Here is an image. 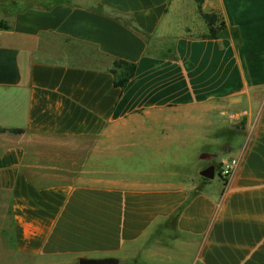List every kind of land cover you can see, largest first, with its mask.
<instances>
[{
    "label": "crops",
    "instance_id": "1",
    "mask_svg": "<svg viewBox=\"0 0 264 264\" xmlns=\"http://www.w3.org/2000/svg\"><path fill=\"white\" fill-rule=\"evenodd\" d=\"M10 2L0 264H264V0H203L217 38L195 0ZM222 154L228 181L201 176Z\"/></svg>",
    "mask_w": 264,
    "mask_h": 264
},
{
    "label": "trees",
    "instance_id": "2",
    "mask_svg": "<svg viewBox=\"0 0 264 264\" xmlns=\"http://www.w3.org/2000/svg\"><path fill=\"white\" fill-rule=\"evenodd\" d=\"M197 4V12L199 17L204 21L207 27V31L200 35L202 38H217L223 35L226 32L225 23L220 15V13L216 11L212 12H204L201 8L203 0H195ZM134 30L141 34L138 28H134ZM135 71V64L129 63L127 61H115L112 68V73L114 74V85L118 87H123L131 78ZM10 131L13 133H19L21 129H7L0 128V132ZM217 165H215V170Z\"/></svg>",
    "mask_w": 264,
    "mask_h": 264
},
{
    "label": "water",
    "instance_id": "3",
    "mask_svg": "<svg viewBox=\"0 0 264 264\" xmlns=\"http://www.w3.org/2000/svg\"><path fill=\"white\" fill-rule=\"evenodd\" d=\"M200 175L212 179L215 175V166L210 164L200 171ZM119 260L115 257H103V258H85L78 259L77 264H118Z\"/></svg>",
    "mask_w": 264,
    "mask_h": 264
},
{
    "label": "built area",
    "instance_id": "4",
    "mask_svg": "<svg viewBox=\"0 0 264 264\" xmlns=\"http://www.w3.org/2000/svg\"><path fill=\"white\" fill-rule=\"evenodd\" d=\"M230 118H234L235 114H229ZM239 165V159L236 156H223L217 163L219 175L228 181V179L234 174Z\"/></svg>",
    "mask_w": 264,
    "mask_h": 264
},
{
    "label": "rangeland",
    "instance_id": "5",
    "mask_svg": "<svg viewBox=\"0 0 264 264\" xmlns=\"http://www.w3.org/2000/svg\"><path fill=\"white\" fill-rule=\"evenodd\" d=\"M1 4L3 5V7L4 8H8V9H10L11 7H10V5H9V3H11L10 2V0H1ZM9 5V6H8ZM16 7V6H15ZM196 26L194 25L192 28H191V32H193V33H195V34H197V35H202V34H204L206 31L203 29V28H201V26H200V23H203L204 24V21L203 20H197L196 22ZM205 31V32H204ZM222 117H226V116H228L230 113L228 112V111H223L222 113ZM228 131H230V128H226ZM223 133H225L224 132V130H223ZM223 156H228V155H226V154H222L221 155V157H223ZM221 157H219V159L221 158ZM219 159H217V161H216V165H217V163H218V161H219ZM213 179H215V180H219L220 179V177H219V173H218V169H216V171H215V176H214V178ZM133 264V263H132Z\"/></svg>",
    "mask_w": 264,
    "mask_h": 264
}]
</instances>
